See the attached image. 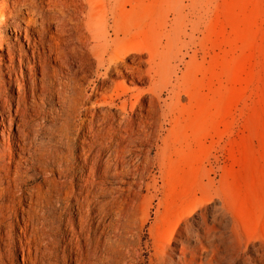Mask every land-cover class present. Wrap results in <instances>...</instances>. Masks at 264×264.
Listing matches in <instances>:
<instances>
[{
	"label": "rangeland",
	"instance_id": "obj_1",
	"mask_svg": "<svg viewBox=\"0 0 264 264\" xmlns=\"http://www.w3.org/2000/svg\"><path fill=\"white\" fill-rule=\"evenodd\" d=\"M99 3L107 17L121 18L119 25L134 22L137 39L153 52L141 66L149 78L127 83L131 93L139 99L159 84L169 113L141 178L110 167L90 178L88 197L53 201L60 226L55 264H76L65 236L71 224L116 221L126 208L135 209L128 218L138 224L136 264H157L156 238L166 254L184 252L192 264H264V0ZM46 161L28 172L37 174L29 185L43 179ZM68 178L78 188L80 170L71 167ZM8 222L9 260L20 264L13 212Z\"/></svg>",
	"mask_w": 264,
	"mask_h": 264
},
{
	"label": "bare ground",
	"instance_id": "obj_2",
	"mask_svg": "<svg viewBox=\"0 0 264 264\" xmlns=\"http://www.w3.org/2000/svg\"><path fill=\"white\" fill-rule=\"evenodd\" d=\"M99 1L0 0V264H14L12 212L20 264H55L60 226L53 201L88 197L90 178L111 168L141 178L167 123L159 84L139 99L127 84L149 78L141 66L153 52L137 39L134 22L119 25L121 18L107 17ZM41 158H48L43 179L29 185L37 174L28 172ZM71 167L80 170L78 188L68 178ZM126 209L116 221L69 226L76 264H136L138 224L128 218L135 209ZM160 239L153 248L157 264H192L184 252L166 254Z\"/></svg>",
	"mask_w": 264,
	"mask_h": 264
}]
</instances>
